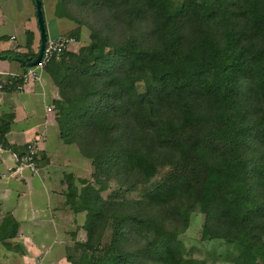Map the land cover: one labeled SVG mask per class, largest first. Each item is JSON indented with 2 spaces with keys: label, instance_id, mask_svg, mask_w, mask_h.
I'll return each mask as SVG.
<instances>
[{
  "label": "trees",
  "instance_id": "16d2710c",
  "mask_svg": "<svg viewBox=\"0 0 264 264\" xmlns=\"http://www.w3.org/2000/svg\"><path fill=\"white\" fill-rule=\"evenodd\" d=\"M53 12L76 24L65 36L89 31L45 66L59 138L92 167L64 175L65 205L84 212L66 262L206 264L179 239L183 211H199L234 264H264V0H56ZM33 41L26 31L27 52L0 56L33 58Z\"/></svg>",
  "mask_w": 264,
  "mask_h": 264
},
{
  "label": "crops",
  "instance_id": "0c3cea01",
  "mask_svg": "<svg viewBox=\"0 0 264 264\" xmlns=\"http://www.w3.org/2000/svg\"><path fill=\"white\" fill-rule=\"evenodd\" d=\"M55 2L49 20L57 19L59 25L48 28L49 24H45L47 36L53 37L65 33L63 17L54 16ZM41 4L43 12L45 0ZM26 31L34 34L33 46L38 44L34 2L0 0V51L27 52ZM24 71L13 57H0V72ZM58 97V88L45 70L21 90L0 91V223L11 217L9 229L0 228V237L12 231V222L17 224L12 237L0 241V264H52L55 256L61 251L64 254L66 237L70 240L73 231L82 230L84 212H74L65 205L64 175L86 178L82 172L91 171V164L76 145L59 138L55 118ZM47 106L52 110L47 111ZM31 141L38 143L35 171L19 165L11 155H20Z\"/></svg>",
  "mask_w": 264,
  "mask_h": 264
},
{
  "label": "rangeland",
  "instance_id": "374dc122",
  "mask_svg": "<svg viewBox=\"0 0 264 264\" xmlns=\"http://www.w3.org/2000/svg\"><path fill=\"white\" fill-rule=\"evenodd\" d=\"M53 1L54 0H45V7H44L43 15H44L45 24L47 23L49 24L48 28L49 27L57 28V26L59 25V21L57 19H55L54 21L53 19L49 20L50 17L52 18L51 6H52ZM63 21H62L63 22L62 27L65 32L63 35H67L70 30L76 27V24L73 21H70L66 18H63ZM88 35H89V31H88L87 26L81 25L79 39L77 40L74 39L73 42L70 44L69 48L71 50H77L80 46L88 44L89 43ZM88 162L90 161L88 160ZM89 171L90 170L87 169L82 172L83 175H86L87 179H91L90 175L92 172V167H91L90 174H89ZM82 178H85V177H82ZM115 189H116V185L114 183H111V188L104 191L102 194L103 196H109L115 191ZM141 195L143 194H142V188L140 187L126 194L127 197H131V198L140 197ZM183 215L189 218V226L186 229V231L179 236V239L185 245V249L188 251L189 255L193 257H198V258L204 257L206 259V264H234L231 261L233 254H234L233 247L218 239H213V240L208 239L203 233L201 229L202 222H203L202 213H200L199 211H194L188 214L183 211ZM75 237L79 240H82L84 238V231L77 229ZM72 240H73L72 236L70 240L69 238L66 237L65 242H68V243L66 247L64 248V254L61 251V255L55 256V258H53V261H51L52 264H69L66 262L65 257L68 252L67 247L71 246ZM36 264H40V263L37 262Z\"/></svg>",
  "mask_w": 264,
  "mask_h": 264
},
{
  "label": "built area",
  "instance_id": "2783aa9c",
  "mask_svg": "<svg viewBox=\"0 0 264 264\" xmlns=\"http://www.w3.org/2000/svg\"><path fill=\"white\" fill-rule=\"evenodd\" d=\"M74 38L67 37L65 35H58L56 37L47 36L43 47L42 55L40 61L29 67H25V71L22 73L14 72H0L2 77L0 78V91L4 88L13 91L21 90L26 83L32 79H39L41 72L45 70V66L51 60L59 59L61 53L65 49H70L69 46L73 42ZM47 111H51L52 108L47 106ZM0 150H3L2 134L0 132ZM38 150V143L36 141H31L26 143L23 152L18 155L12 153V157L19 162V165H24L30 170L35 171V157Z\"/></svg>",
  "mask_w": 264,
  "mask_h": 264
},
{
  "label": "water",
  "instance_id": "95a60500",
  "mask_svg": "<svg viewBox=\"0 0 264 264\" xmlns=\"http://www.w3.org/2000/svg\"><path fill=\"white\" fill-rule=\"evenodd\" d=\"M34 8H35V15H36L38 31H39V43H38L36 55L33 58L26 56L13 57L14 60L20 62L25 67L33 66L40 61L43 47L47 37L41 0H34Z\"/></svg>",
  "mask_w": 264,
  "mask_h": 264
}]
</instances>
